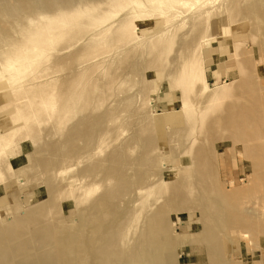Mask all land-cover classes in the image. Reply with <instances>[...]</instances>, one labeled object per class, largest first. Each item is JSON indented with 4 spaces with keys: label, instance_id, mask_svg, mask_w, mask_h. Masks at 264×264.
I'll return each mask as SVG.
<instances>
[{
    "label": "rangeland",
    "instance_id": "rangeland-1",
    "mask_svg": "<svg viewBox=\"0 0 264 264\" xmlns=\"http://www.w3.org/2000/svg\"><path fill=\"white\" fill-rule=\"evenodd\" d=\"M173 1L0 0V264H264V0Z\"/></svg>",
    "mask_w": 264,
    "mask_h": 264
},
{
    "label": "bare ground",
    "instance_id": "bare-ground-1",
    "mask_svg": "<svg viewBox=\"0 0 264 264\" xmlns=\"http://www.w3.org/2000/svg\"><path fill=\"white\" fill-rule=\"evenodd\" d=\"M190 2V0H188V3ZM206 2V1H205ZM186 4L187 3V1L186 0H176V1H173V4ZM69 6V5H68ZM71 6V5H70ZM73 6H75V5H73ZM73 6H71V8L73 7ZM167 6V5H166ZM83 7V6H82ZM170 7H172V6H167L166 8L169 10L170 9ZM60 8V7H59ZM65 8V7H64ZM78 8V7H77ZM77 8L76 9H74L75 11H77ZM198 8H199V6H198ZM68 9H70V7L68 8ZM199 9H202L201 10V13L200 14H207V13H209L210 11H209V9L208 8H199ZM56 10H57V8H56ZM61 10V9H60ZM72 10V9H71ZM161 10V9H160ZM159 10V11H160ZM168 10H166L167 12H168ZM219 10V9H218ZM52 11H53V9H52ZM62 11H63V9H62ZM74 11V12H75ZM161 11H163V9L161 10ZM70 13L72 12V11H69ZM164 12H165V10H164ZM44 13V12H43ZM52 13V12H51ZM69 13V14H70ZM45 14V13H44ZM53 14V13H52ZM39 15V14H38ZM136 15V14H135ZM200 16V15H199ZM45 17V16H44ZM130 17V16H129ZM51 18V17H50ZM43 20H44V18H43ZM40 21V20H39ZM42 21V20H41ZM40 21V22H41ZM30 22V21H29ZM31 23V22H30ZM36 23V22H35ZM35 23L33 24V22L31 23V24H33V25H35ZM58 23H62V19H60V20H58ZM37 27H39L38 26V24L37 25H35V27L34 28H31L32 30L33 29H36ZM167 27V26H166ZM168 29V28H167ZM161 32H166L165 30L164 31H161ZM160 33V32H159ZM52 36V35H51ZM58 36H59V34H58ZM25 37V36H24ZM31 38H32V36H31ZM31 38H30V40H31ZM22 41V40H21ZM26 41H28V38L26 37V39L24 38V40H23V42H26ZM19 43H21V42H19ZM22 44V43H21ZM26 49V51H28L29 52V54H28V56H25V57H17V58H14V59H12V60H10V59H8L7 60V65H6V69H11V70H14L15 68H17V66L16 65H14L15 64V62H19V61H24L25 59H32L34 56H36L37 55V53L40 51V50H44V49H38V46L37 47H32V48H29V47H27V48H25ZM8 55V54H7ZM6 55V56H7ZM7 58H8V56H7ZM20 65H23V64H20ZM210 90H211V88H210ZM210 92H212V91H210ZM156 255V254H155Z\"/></svg>",
    "mask_w": 264,
    "mask_h": 264
}]
</instances>
